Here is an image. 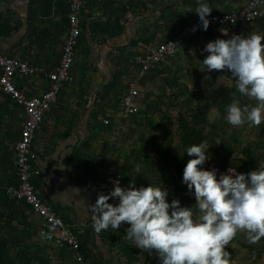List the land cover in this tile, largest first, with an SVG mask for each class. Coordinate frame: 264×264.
<instances>
[{
  "label": "crops",
  "instance_id": "0c3cea01",
  "mask_svg": "<svg viewBox=\"0 0 264 264\" xmlns=\"http://www.w3.org/2000/svg\"><path fill=\"white\" fill-rule=\"evenodd\" d=\"M69 1L0 0V55L19 58L46 71L53 70L58 64L67 33ZM248 1L200 0L209 5L211 14L240 10ZM83 2L80 16L81 37L75 60L79 56L78 47L83 44V38L91 37V45L87 44L89 51L85 54L93 58L90 60L94 61L93 64L98 65L103 63L106 56L113 57L111 64L116 72L119 71L116 70L119 63L115 58H120L121 54L113 52L111 47L98 50V43L93 41L109 39L106 41L109 45L111 40L129 41L137 36L148 37L150 40L161 38L162 36L157 38L153 34H145L142 30L136 32L137 29L134 31L127 27L134 19L136 25L142 24V18L137 16L147 2L157 16V23L165 26H185L199 17L195 12L197 0ZM118 8L123 12L120 20L109 18L115 16L113 9ZM134 9V16L131 17L128 10ZM116 21L124 30H114L112 23ZM258 24L264 26V22ZM176 33L174 30H167L162 41ZM53 34L52 46L56 52L53 62H49V46L45 43L48 40L45 39ZM33 40L36 44H33ZM93 44H96L95 47ZM149 45L154 44L147 46ZM138 47L133 45V49ZM135 50L125 54L126 63L120 65V73L125 78L122 80L123 85L116 84L118 81L115 82L114 78L103 83L87 81L90 68L86 65H78V69H72L70 72L73 80L62 86L57 100L47 113L44 123L37 129L32 142L31 180L43 202L78 235L80 249L77 252L66 247L57 249L52 244L49 248L47 244L50 243L39 237L38 217L26 204L12 199L7 193L8 187L16 180L15 144L24 122V114L19 106L0 91V264H160L155 252L156 259L154 256L150 257V252L138 249L126 239L125 229L130 225L122 224L118 230L109 228L97 234L88 209V205L94 204L97 199L90 187L107 186L117 172H121L123 176V187L134 180L133 177L129 179L132 175H136L138 181H146L145 185L159 183L158 178L152 177L158 174L157 164L152 168L151 175L149 168L144 175L135 171L137 164L143 170L146 161L154 159L155 155L145 154V149L148 152L151 149L154 153V136L144 132L143 124H129L130 119H124L121 114V96L129 86L134 85L139 93L137 111L140 116L136 111L131 118L137 116L143 122L147 118L154 120L156 116L154 106L158 85L156 86L153 70L159 65L139 77L138 68L131 61ZM116 77L115 75V79ZM16 83L26 96L41 94L47 87V81L42 76L27 77ZM124 87L126 89L123 91ZM117 101L118 105L115 104ZM132 133L139 137L134 140L136 146L132 144L133 140H129ZM139 144L149 147L141 149ZM139 152H142V158L139 157ZM134 182L137 183L136 180ZM165 189L169 193L168 202L176 198L186 200L182 193L169 192L167 187ZM134 250L139 252L134 253Z\"/></svg>",
  "mask_w": 264,
  "mask_h": 264
},
{
  "label": "clouds",
  "instance_id": "9594fccd",
  "mask_svg": "<svg viewBox=\"0 0 264 264\" xmlns=\"http://www.w3.org/2000/svg\"><path fill=\"white\" fill-rule=\"evenodd\" d=\"M197 2L195 12L206 31L212 9ZM203 51L208 53L202 62L207 71L228 70L235 80L236 92L224 119L235 128L259 127L264 122V35L233 34L207 43ZM241 98L256 103L242 104ZM219 144L217 139L215 145ZM210 146L204 140L186 150L194 158L183 169L182 183L194 191V206H181L178 199L169 203L163 185L137 187L131 181L121 187L117 179L108 194H98L95 203L88 205L94 231L99 234L130 225L126 239L138 249L155 252L160 264H231L225 249L238 233H245L251 243L264 238V166L247 174L231 167L217 178L215 169L202 168L210 159ZM140 167L137 164L135 171ZM110 199L119 202L114 205Z\"/></svg>",
  "mask_w": 264,
  "mask_h": 264
},
{
  "label": "rangeland",
  "instance_id": "374dc122",
  "mask_svg": "<svg viewBox=\"0 0 264 264\" xmlns=\"http://www.w3.org/2000/svg\"><path fill=\"white\" fill-rule=\"evenodd\" d=\"M148 3L144 5V9L139 10L140 15L137 16L139 19L142 18V24L136 25L134 19L133 21L131 20L127 27L130 29L133 28L134 31L137 29L136 32L142 30L145 34H153L157 38L158 36H162L161 38L150 40L148 37L137 36L129 41L111 40L109 42L111 44L108 43L109 45L106 42L109 39H104L105 41L94 40V43L101 45L100 47L97 45L98 50L111 47L113 52L116 51L121 54L120 58H115V61L118 60L117 63H119L116 69L119 71L117 72L114 71V65L111 64L113 57L109 55V57L106 56L102 60L103 63L101 65L93 64L94 61H90L93 58L85 54V52L89 51L87 44L91 45V37L83 38V44L78 47L79 56H77L71 71L78 65H86L90 68L87 74V81L103 83L109 82L114 78L115 82L118 81L116 84L123 85L122 80L125 78L120 73V65L126 63L125 54H129L136 49H133V45L143 47L148 44L161 42L167 30H174L178 33L184 27V25L165 26L157 23V16L151 10L150 6H148ZM113 11L115 16L112 15L109 18L114 17V20L119 21L121 13H123L122 10L118 8L113 9ZM134 12L135 9L128 10V14L131 17L134 16ZM117 21L112 23L114 30H124V27L122 28ZM95 28L96 26H94ZM252 32L264 35V26L254 23L242 27L208 28L206 31L191 32L184 38L176 53L172 57L164 60L153 70L156 86L158 85V95L155 98L154 106L156 109L154 120L147 118L142 122L137 116L129 117L127 120L130 119L129 124H143L144 132L147 135H153L155 138V144H153L154 153L151 149H149V152L145 149V154L151 153L155 157L153 160L146 161L143 170L140 167L139 171V174L144 175L148 172L149 168L151 175L152 168L157 164L159 171H156L158 174H155V176L152 175V177L155 179L158 178L159 183L154 186L163 185L164 188H169V192H175L179 187L180 189L186 188L187 186L182 183L183 169L187 161L194 158L189 157L186 150L193 144H199L204 140H207L211 145L207 152L210 159L202 166L204 170H207L208 164L216 163L218 165H231L236 170L244 171L247 174L264 166V122L259 127H249L245 124L243 127L235 128L229 125L224 117L226 115V106L232 100V93L236 92L235 80L228 70H214L209 72L202 64L208 55L207 52L203 51L207 43L215 41L218 38H231L233 34L246 36ZM223 33L228 34L224 35ZM51 37H54V34L49 39H45V41L48 40L45 43L49 46L50 53L47 58L50 60L49 62H53L56 52V49L52 46ZM88 39L90 40L89 43H87ZM33 44H36L35 40H33ZM95 45L93 44L92 46L95 47ZM96 58L99 59L97 56ZM78 68L76 67V69ZM115 75L117 76L116 79ZM70 77L73 80L71 72ZM125 89L124 87L123 91ZM124 95L121 96V99ZM237 95L239 96L238 93ZM241 99L242 104H251L254 106L256 103L254 100L247 98ZM115 104L118 105V101ZM130 135L129 140H133L132 144L136 146L134 140L139 138L138 135L135 133ZM217 139L221 141V144L215 145ZM142 147L146 148L149 146H141L140 148L142 149ZM138 154L142 158V152ZM12 177H14L13 174ZM132 177L136 180L137 187H147L150 185H145L146 181H138L136 175L129 176V179H132ZM176 199L180 201L181 206L191 207V201L180 198ZM193 203L195 204V202ZM47 245L50 248L51 244ZM225 250L231 255V264H264V238L257 243H251L245 233H238L231 244L226 246ZM152 256L155 258V254L150 252V257Z\"/></svg>",
  "mask_w": 264,
  "mask_h": 264
},
{
  "label": "built area",
  "instance_id": "2783aa9c",
  "mask_svg": "<svg viewBox=\"0 0 264 264\" xmlns=\"http://www.w3.org/2000/svg\"><path fill=\"white\" fill-rule=\"evenodd\" d=\"M83 5V0L69 1L67 33L61 46L58 64L53 70L46 71L40 66H31L19 58L0 55V91L8 95L24 113V122L15 148L16 180L13 185L8 187L7 193L12 199L26 204L38 217L40 220L38 234L41 240L52 244L54 248L66 247L75 252L80 249L78 235L43 202L31 182L32 155L30 147L36 130L44 122L47 113L57 100L62 86L72 81L70 71L74 65L76 48L81 37L80 16ZM206 18L210 21L208 28L241 27L261 23L264 22V0H249L240 10L212 13ZM193 28L196 31H193ZM202 30L203 26L198 17L172 37L154 45L138 47L132 54L131 61L137 66L139 77L172 57L188 34ZM34 76H42L47 81V87L41 94L27 97L18 88L16 82ZM138 96L136 86H129L122 98L121 114L124 119L136 113ZM229 168L231 166L220 167L216 163H210L207 166V170H216L217 178L220 174L227 173ZM236 172L246 174L244 171L236 170ZM117 179L123 187V176L121 172H117L107 186L94 185L90 187V190L96 198L100 193L108 194L113 188L112 182ZM181 193L186 200L195 202L194 191L190 192L186 187ZM118 202V199L109 200V203L114 205Z\"/></svg>",
  "mask_w": 264,
  "mask_h": 264
},
{
  "label": "trees",
  "instance_id": "16d2710c",
  "mask_svg": "<svg viewBox=\"0 0 264 264\" xmlns=\"http://www.w3.org/2000/svg\"><path fill=\"white\" fill-rule=\"evenodd\" d=\"M220 167H226V166H231V165H219ZM231 167H233V166H231ZM180 169H181V167H180ZM182 189L183 188H181L180 189V187L179 188H177L176 190H175V192H177V193H181L182 192ZM191 204V207L194 205V203L193 202H190ZM135 252L134 253H137V252H139V250H134Z\"/></svg>",
  "mask_w": 264,
  "mask_h": 264
},
{
  "label": "bare ground",
  "instance_id": "6f19581e",
  "mask_svg": "<svg viewBox=\"0 0 264 264\" xmlns=\"http://www.w3.org/2000/svg\"><path fill=\"white\" fill-rule=\"evenodd\" d=\"M20 81H21V80H20ZM33 95H35V94H33ZM7 96H8V95H7ZM31 96H32V95H31ZM8 97H9V96H8ZM27 97H29V96H27ZM43 123H44V122H43ZM43 123H42V124H43ZM42 124H41V125H42ZM41 125H40V126H41ZM40 126H39V127H40ZM39 127H38V128H39ZM20 131H21V130H20ZM36 131H37V130H36ZM35 133H36V132H35ZM34 136H35V135H34ZM18 138H19V137H18ZM33 139H34V138H33ZM32 142H33V140H32ZM31 146H32V144H31ZM15 148H16V144H15ZM30 149H31V147H30ZM15 150H16V149H15ZM15 160H16V158H15ZM30 165H31V162H30ZM31 176H32V168H31ZM31 182H32V180H31ZM32 183H33V182H32ZM33 185H34V183H33ZM34 186H35V185H34Z\"/></svg>",
  "mask_w": 264,
  "mask_h": 264
}]
</instances>
